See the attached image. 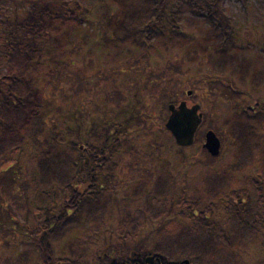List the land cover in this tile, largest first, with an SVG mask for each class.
I'll list each match as a JSON object with an SVG mask.
<instances>
[{
    "label": "rangeland",
    "instance_id": "1",
    "mask_svg": "<svg viewBox=\"0 0 264 264\" xmlns=\"http://www.w3.org/2000/svg\"><path fill=\"white\" fill-rule=\"evenodd\" d=\"M36 1L49 0H0L1 30L6 31L3 22L22 20ZM74 2L79 5L75 9L78 16L87 10L86 22L70 29L69 42L60 50L61 54L52 51L44 56L39 72L30 70L37 76L33 88L38 101L55 104L62 110V116L70 111L78 132L76 136L67 135L64 128L73 123L56 115L48 129L56 125L66 141L86 145L90 141L89 126L99 116L102 115V121L107 118L109 124L121 123L131 116V121L123 124L120 138L131 137L133 149L121 154L112 192L122 197V192L137 180L144 178L152 182L157 173H169L173 175L175 191L167 196V201L178 206L181 190L199 187L207 171L224 168L233 160L234 146L227 134V119L241 107L252 106L256 101L264 103V83L258 87L249 79L255 68L261 69L257 75L264 69V0H166L164 12L183 15L177 22L176 36L164 33L146 38L143 32L138 44L125 41L105 46L98 44L100 25L104 17L117 11L118 5L112 0H69L68 5ZM48 3L54 8L53 0ZM179 5L186 9L183 13L176 9ZM233 26L235 48L225 55L216 53L222 36L212 38V30L230 32ZM2 66L0 72H5V65ZM187 90L191 91L190 95L186 94ZM181 100L187 106L198 104L205 120L198 127L194 142L180 148L164 123L169 114L167 105ZM60 125L63 128L59 129ZM209 129L220 140L216 156L202 147ZM23 151L30 153L28 148ZM7 158L11 166L0 173V264H63L64 261L55 260L69 258L67 245L74 239L84 243L76 254V264H97L98 256L104 252L109 254L106 260L112 256H124L128 260V253L151 248L160 225L180 224L177 218L165 216L125 241L109 227L95 229L84 237L85 229H73L57 241L54 232L50 233L52 237H41L44 210L48 207L54 212V207L62 204L64 192L51 190L49 198L39 200L32 192L37 174L29 167L27 156L21 158L13 153ZM257 166L258 161L244 172L234 173L230 180L232 188L246 189L253 204L259 195L250 178L256 177ZM220 209L218 206L214 212L200 214L203 217L200 227L216 221L218 233L220 226L227 225L225 237L236 240L238 245L228 256L217 246L212 248V264H264V221L261 231L239 236L237 229L227 224L230 209L226 214Z\"/></svg>",
    "mask_w": 264,
    "mask_h": 264
},
{
    "label": "trees",
    "instance_id": "2",
    "mask_svg": "<svg viewBox=\"0 0 264 264\" xmlns=\"http://www.w3.org/2000/svg\"><path fill=\"white\" fill-rule=\"evenodd\" d=\"M53 1L54 8L48 3L51 0L33 2L22 20L3 22L6 31L0 28V68L4 64L6 69L0 72V173L11 166L10 157L7 158L11 154L21 158L27 156L29 167L37 174L32 192L38 195L39 200L49 198L51 190L64 192V200L60 206L54 207V212L48 207L44 210L40 236L52 237L50 233L54 232V241H57L73 229H85L84 237L95 229L109 227L125 241L150 222L172 216L180 224L173 227L160 225L156 229L155 243L145 252H154L166 264H180L183 259H188L189 264H212V248L217 246L228 256L235 252L238 243L225 237L227 225L225 228L220 226L218 233L215 232L218 227L216 221L200 227V219L203 218L200 214L214 212L221 206L223 214L230 209L227 224L236 228L239 236L261 231L264 221V103L260 101L241 107L226 121L227 134L234 146L233 160L224 168L207 171L199 187L181 190L176 202L178 206L167 201V196L175 191L173 175L169 173H157L152 182L144 178L137 180L122 192V197L112 192L121 154L133 149L129 141L131 137L120 138V130L124 123L131 121V116L114 124H109L107 118L102 121V115L99 116L89 126L90 141L86 145L79 141H66L59 135L56 125L48 129L53 115H56L73 123L71 128H64L67 135L76 136L78 132L70 111L62 116V110L55 104L38 101L33 88L37 76L32 75L30 69L39 72L44 56L52 51L61 54L60 50L69 42L70 29L81 27L88 13L84 9L79 16L75 14L79 6L77 2L69 6V0ZM112 1L118 9L104 17L100 25V45L125 41L138 44L143 32L146 38L153 34L160 37L164 33L173 37L177 34V22L183 19V15L164 12L166 0ZM176 9L179 13L186 10L183 5ZM9 26L12 28L8 29ZM230 29V32L218 28L212 30V38L222 36L216 53L225 55L235 48L233 37L236 34L232 35L235 26ZM80 39L85 41V37ZM255 69L249 79L260 87L264 83V69L260 75H257V70L261 69H256V73ZM25 148L30 149V153H25ZM256 161L257 174L250 178V183L259 196L253 204L246 189L232 188L230 180L234 173L244 172ZM83 244L80 239H74L67 245L69 258H56L55 261L76 264V254ZM128 254V259H131L133 253Z\"/></svg>",
    "mask_w": 264,
    "mask_h": 264
},
{
    "label": "water",
    "instance_id": "3",
    "mask_svg": "<svg viewBox=\"0 0 264 264\" xmlns=\"http://www.w3.org/2000/svg\"><path fill=\"white\" fill-rule=\"evenodd\" d=\"M186 94L190 95L191 91L187 90ZM167 110L169 114L164 123L165 129L169 131L177 145L183 147L191 145L194 141L195 133L202 122V112L199 111V105L192 104L187 106L186 101L181 100L177 105L169 103ZM202 147L210 155H218L220 140L213 130L209 129L205 132ZM183 262L188 263V260H183Z\"/></svg>",
    "mask_w": 264,
    "mask_h": 264
},
{
    "label": "flooded vegetation",
    "instance_id": "4",
    "mask_svg": "<svg viewBox=\"0 0 264 264\" xmlns=\"http://www.w3.org/2000/svg\"><path fill=\"white\" fill-rule=\"evenodd\" d=\"M108 256L109 254L107 252H104L101 256H98L97 264H166L163 261L159 260L158 256H156L154 252L151 254H147L142 250H135L133 252V257L128 260L123 256H112L109 260H106ZM180 264H189V262L184 263L183 260H181Z\"/></svg>",
    "mask_w": 264,
    "mask_h": 264
}]
</instances>
